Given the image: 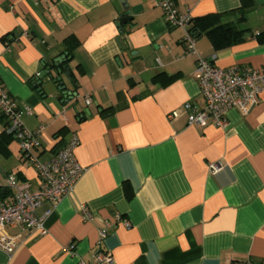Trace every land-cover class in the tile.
<instances>
[{"label":"crops","instance_id":"obj_1","mask_svg":"<svg viewBox=\"0 0 264 264\" xmlns=\"http://www.w3.org/2000/svg\"><path fill=\"white\" fill-rule=\"evenodd\" d=\"M127 1L129 14L121 0H0V79L20 108H32L21 122L42 129V160L77 135L84 167L46 217L47 233L0 227V235L20 238L12 254L0 249V264H264V91L249 112L231 109L225 128L188 124L183 105L202 107L204 98L196 55L185 54L186 30L167 24L158 0ZM174 3L192 17L219 13L249 34L219 50L202 34L200 55L220 67L264 69V43L255 37L264 30V0ZM70 36L78 44L68 55ZM65 52L71 99L47 76L36 85L46 62ZM6 123L0 114L3 198L11 196L10 174L39 183ZM210 162L223 167L210 173ZM83 203L92 220L83 218ZM51 206L43 201L36 212ZM99 250L111 260L100 262Z\"/></svg>","mask_w":264,"mask_h":264},{"label":"built area","instance_id":"obj_2","mask_svg":"<svg viewBox=\"0 0 264 264\" xmlns=\"http://www.w3.org/2000/svg\"><path fill=\"white\" fill-rule=\"evenodd\" d=\"M157 4L162 8L164 19L169 26L186 30L183 36L185 54L196 55L194 75L199 83L204 105L198 107L191 102L183 105L187 112L188 124H212L225 128L228 125V113L231 109L236 108L243 113L249 112L264 91V69L239 64L228 67L215 65L212 59L203 57L196 50V38L188 30L192 22L191 14L179 9L174 0H158ZM85 101L89 104L90 97L85 96ZM24 111L32 113V108L29 106L20 108L0 79V114L7 121L6 133L19 140L21 158L35 167L39 178L37 187L33 188L29 182H20L13 174L7 176L6 185L11 190V196L3 198L0 186V227L17 226L44 235L47 233L46 217L64 196L73 191L84 172V167L75 155V149L79 144L75 134L53 156L42 160L38 153L42 129L30 130L24 127L20 119ZM177 115L178 111L174 110L167 116L174 118ZM222 167L221 162L208 164L210 173H217ZM43 201H48L52 206L44 214L38 215L36 209ZM80 212L85 220L94 218V214L84 203L80 205ZM125 224L129 226L130 223L125 221ZM105 226L98 230L100 241L107 235ZM19 245L20 238L17 235H0V249L5 253L12 254ZM65 250L68 248L66 247ZM95 256L100 262L111 260L110 253L100 250ZM237 264L253 263L250 259H246Z\"/></svg>","mask_w":264,"mask_h":264},{"label":"trees","instance_id":"obj_3","mask_svg":"<svg viewBox=\"0 0 264 264\" xmlns=\"http://www.w3.org/2000/svg\"><path fill=\"white\" fill-rule=\"evenodd\" d=\"M189 32L198 38L200 35H207L216 50L231 46L232 44L242 40L245 29L239 28L233 22H223L219 13H211L203 16L192 17L191 25L188 28ZM255 37L259 43H264V30L257 32ZM78 44V40L70 36L67 38L66 48L68 55L70 51ZM48 62H46L47 64ZM45 64V68L48 65ZM35 83V81H34ZM7 134V133H6ZM8 136H12L7 134Z\"/></svg>","mask_w":264,"mask_h":264},{"label":"water","instance_id":"obj_4","mask_svg":"<svg viewBox=\"0 0 264 264\" xmlns=\"http://www.w3.org/2000/svg\"><path fill=\"white\" fill-rule=\"evenodd\" d=\"M121 3L124 9H126L127 14L134 12L135 8L134 7L130 8L127 0H121ZM248 35L249 34L246 33L244 37ZM69 58L70 57L67 56V52H65L64 54L56 57L54 61H52L45 68V70L42 71V73H40V75L36 79V85H39V89L44 87L45 83L43 77L47 76L48 77L47 79L52 81L62 91L60 94L61 97L67 96L68 99H71L74 96H76V93H73L70 90H68L67 84L64 79L65 75L66 76L69 75V67L64 65Z\"/></svg>","mask_w":264,"mask_h":264}]
</instances>
